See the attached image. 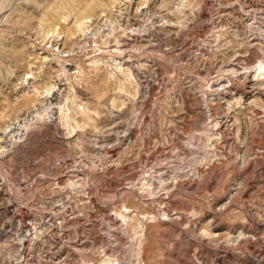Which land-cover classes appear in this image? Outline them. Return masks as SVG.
<instances>
[{"label":"rangeland","instance_id":"374dc122","mask_svg":"<svg viewBox=\"0 0 264 264\" xmlns=\"http://www.w3.org/2000/svg\"><path fill=\"white\" fill-rule=\"evenodd\" d=\"M0 264H264V0H0Z\"/></svg>","mask_w":264,"mask_h":264}]
</instances>
